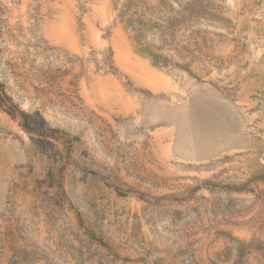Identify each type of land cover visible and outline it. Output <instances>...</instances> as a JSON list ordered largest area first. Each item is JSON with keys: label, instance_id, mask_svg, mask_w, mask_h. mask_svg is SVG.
I'll return each instance as SVG.
<instances>
[{"label": "rangeland", "instance_id": "obj_1", "mask_svg": "<svg viewBox=\"0 0 264 264\" xmlns=\"http://www.w3.org/2000/svg\"><path fill=\"white\" fill-rule=\"evenodd\" d=\"M209 7L156 65L116 0H0V264H264V0Z\"/></svg>", "mask_w": 264, "mask_h": 264}, {"label": "trees", "instance_id": "obj_2", "mask_svg": "<svg viewBox=\"0 0 264 264\" xmlns=\"http://www.w3.org/2000/svg\"><path fill=\"white\" fill-rule=\"evenodd\" d=\"M116 7L118 21L128 33L134 34L140 52L156 65H168L170 61L146 43L147 33H181L198 20H221L209 13V0H116ZM23 127L32 135L41 130L27 120Z\"/></svg>", "mask_w": 264, "mask_h": 264}]
</instances>
